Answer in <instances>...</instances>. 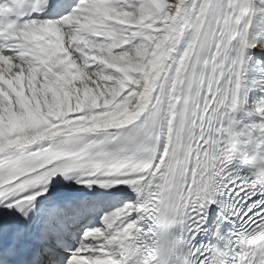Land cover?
I'll use <instances>...</instances> for the list:
<instances>
[{"label":"snow or ice","instance_id":"6c2138e0","mask_svg":"<svg viewBox=\"0 0 264 264\" xmlns=\"http://www.w3.org/2000/svg\"><path fill=\"white\" fill-rule=\"evenodd\" d=\"M0 264H264V0H0Z\"/></svg>","mask_w":264,"mask_h":264},{"label":"bare ground","instance_id":"6f19581e","mask_svg":"<svg viewBox=\"0 0 264 264\" xmlns=\"http://www.w3.org/2000/svg\"><path fill=\"white\" fill-rule=\"evenodd\" d=\"M252 94L254 95L253 92H249L248 96H252ZM254 114L255 113L252 111L251 107L245 104L243 111L238 112L236 115L238 117V120L239 119L244 120V121H241V123L237 125L238 129H243L244 127L249 126L252 123L258 122V119H253V117H255Z\"/></svg>","mask_w":264,"mask_h":264},{"label":"rangeland","instance_id":"374dc122","mask_svg":"<svg viewBox=\"0 0 264 264\" xmlns=\"http://www.w3.org/2000/svg\"><path fill=\"white\" fill-rule=\"evenodd\" d=\"M254 93V95L252 94V96H248L247 97V103H246V105H251V103L253 102V100H255L256 98H257V93H255V92H253ZM256 97V98H255ZM254 116L255 117H253V119H258V122H260V120H261V117L259 116V115H256V114H254ZM246 118V117H245Z\"/></svg>","mask_w":264,"mask_h":264}]
</instances>
